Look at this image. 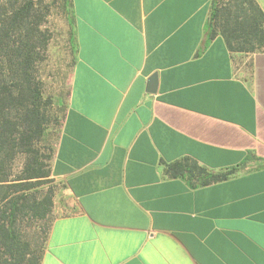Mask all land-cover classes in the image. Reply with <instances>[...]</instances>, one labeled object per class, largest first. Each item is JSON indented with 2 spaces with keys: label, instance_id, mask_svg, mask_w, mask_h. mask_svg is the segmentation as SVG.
Wrapping results in <instances>:
<instances>
[{
  "label": "crops",
  "instance_id": "1",
  "mask_svg": "<svg viewBox=\"0 0 264 264\" xmlns=\"http://www.w3.org/2000/svg\"><path fill=\"white\" fill-rule=\"evenodd\" d=\"M253 1L262 25L247 42L242 17H213L215 0H72L77 56L52 166L68 200L41 264H264V0ZM234 167L193 185L202 169Z\"/></svg>",
  "mask_w": 264,
  "mask_h": 264
},
{
  "label": "trees",
  "instance_id": "2",
  "mask_svg": "<svg viewBox=\"0 0 264 264\" xmlns=\"http://www.w3.org/2000/svg\"><path fill=\"white\" fill-rule=\"evenodd\" d=\"M219 2H214L213 17L230 16L235 21L242 17L251 31V36L244 32L248 35L245 41L252 42L254 31L262 25L256 3L230 0L219 7ZM233 2L234 12L230 9ZM63 6L71 29V49L77 56L72 0H63ZM48 7L47 0H0V264H41L56 218L54 193L40 186L52 175L57 149L53 135L66 113L63 107L54 108L39 69L49 37L38 32V25ZM230 20L229 25L240 28L241 20ZM230 30L229 37L237 41L236 29ZM238 171L236 167L218 173L202 169L193 185L224 181ZM168 172L181 174L177 164L170 165Z\"/></svg>",
  "mask_w": 264,
  "mask_h": 264
},
{
  "label": "rangeland",
  "instance_id": "3",
  "mask_svg": "<svg viewBox=\"0 0 264 264\" xmlns=\"http://www.w3.org/2000/svg\"><path fill=\"white\" fill-rule=\"evenodd\" d=\"M47 3L49 7L46 15L40 19L38 32L46 33L49 42L44 55L41 56L43 62L39 63V69H41L42 81L52 95L55 105H59H54V108L61 110L63 107L66 111L69 83L76 56L73 54L70 45L71 29L63 0H47ZM63 121L64 117L62 116L58 123L57 132L53 135L55 142H58ZM40 186L44 189L43 191L54 193L53 209L54 215L57 216L68 200L63 191V184L51 175Z\"/></svg>",
  "mask_w": 264,
  "mask_h": 264
},
{
  "label": "water",
  "instance_id": "4",
  "mask_svg": "<svg viewBox=\"0 0 264 264\" xmlns=\"http://www.w3.org/2000/svg\"><path fill=\"white\" fill-rule=\"evenodd\" d=\"M157 82H158V77H157V73H154L149 79H148V82H147V89L146 91L148 93H155L156 90H157Z\"/></svg>",
  "mask_w": 264,
  "mask_h": 264
}]
</instances>
